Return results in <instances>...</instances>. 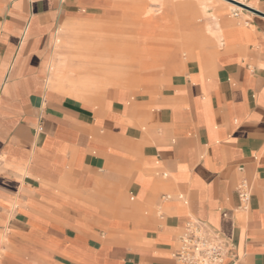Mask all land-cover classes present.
I'll use <instances>...</instances> for the list:
<instances>
[{
  "label": "crops",
  "instance_id": "1",
  "mask_svg": "<svg viewBox=\"0 0 264 264\" xmlns=\"http://www.w3.org/2000/svg\"><path fill=\"white\" fill-rule=\"evenodd\" d=\"M222 1L177 7L203 20L193 59L176 41L136 91L150 72L119 70L116 26L134 0H0V264H178L192 219L264 264V0Z\"/></svg>",
  "mask_w": 264,
  "mask_h": 264
},
{
  "label": "rangeland",
  "instance_id": "2",
  "mask_svg": "<svg viewBox=\"0 0 264 264\" xmlns=\"http://www.w3.org/2000/svg\"><path fill=\"white\" fill-rule=\"evenodd\" d=\"M134 3L132 11L124 9V12L128 11L132 14L123 13V18L121 17L116 26L117 38L123 41L122 43H127L128 51L125 55L121 52V55L117 56L119 70L132 71L137 82L144 72H150L144 82L132 88L136 91L156 84L175 71L165 58L164 52L166 49L169 51L176 41L179 40V44L183 42L179 47L181 51L178 52V64L180 60L185 63L193 59L187 52V44L184 43L196 34L194 28L201 26L203 20L199 14L190 16L183 12L178 13L177 7L202 5L208 12L217 7L222 10L231 8L222 0H134ZM233 9H242V7L235 5ZM193 49L194 53L199 52L198 46ZM70 51L69 55H73L72 51L83 53L82 48H70ZM168 51L167 56L173 58V49ZM213 53L216 57L217 53Z\"/></svg>",
  "mask_w": 264,
  "mask_h": 264
},
{
  "label": "built area",
  "instance_id": "3",
  "mask_svg": "<svg viewBox=\"0 0 264 264\" xmlns=\"http://www.w3.org/2000/svg\"><path fill=\"white\" fill-rule=\"evenodd\" d=\"M237 14V9L232 10V15ZM250 192L251 185L248 181L241 180L237 184L236 195L240 206L245 207ZM234 250L231 238L203 221L192 219L185 224L178 236L173 257L178 264H223L227 259L229 264H238Z\"/></svg>",
  "mask_w": 264,
  "mask_h": 264
},
{
  "label": "bare ground",
  "instance_id": "4",
  "mask_svg": "<svg viewBox=\"0 0 264 264\" xmlns=\"http://www.w3.org/2000/svg\"><path fill=\"white\" fill-rule=\"evenodd\" d=\"M227 1H229V0H227ZM237 1V0H236ZM240 2H242L241 0H239ZM229 2H231V1H229ZM239 2V3H240ZM231 3H234V2H231ZM235 5H238V6H240L239 4H236V3H234ZM235 5H233V6H235ZM240 7H242V6H240ZM243 8V7H242ZM111 31V30H110ZM118 32V31H117ZM89 37V36H88ZM93 39V38H92ZM94 41V40H93ZM97 42V41H96ZM100 42V41H99ZM99 42H97V43H99ZM104 43V42H103ZM121 43V42H120ZM107 44V43H106ZM124 44V43H123ZM123 44H121V45H123ZM108 47V46H107ZM111 47V46H110ZM114 47H116L117 48V46H114ZM119 48H121V47H119ZM126 49V48H125ZM119 53V52H118ZM125 53V52H124ZM168 55V54H167ZM172 55H174L175 56V54L173 53ZM173 56V57H174ZM172 57V56H171Z\"/></svg>",
  "mask_w": 264,
  "mask_h": 264
},
{
  "label": "water",
  "instance_id": "5",
  "mask_svg": "<svg viewBox=\"0 0 264 264\" xmlns=\"http://www.w3.org/2000/svg\"><path fill=\"white\" fill-rule=\"evenodd\" d=\"M229 1L234 2V3H236V4H239V5L242 6L243 8L250 9L247 5H245V4H243V3H239V2L236 1V0H229Z\"/></svg>",
  "mask_w": 264,
  "mask_h": 264
}]
</instances>
